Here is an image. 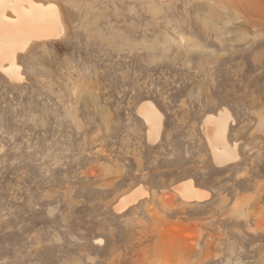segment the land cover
Listing matches in <instances>:
<instances>
[{"label": "rangeland", "instance_id": "rangeland-1", "mask_svg": "<svg viewBox=\"0 0 264 264\" xmlns=\"http://www.w3.org/2000/svg\"><path fill=\"white\" fill-rule=\"evenodd\" d=\"M35 1L61 32L0 70V264H264V0Z\"/></svg>", "mask_w": 264, "mask_h": 264}, {"label": "bare ground", "instance_id": "bare-ground-1", "mask_svg": "<svg viewBox=\"0 0 264 264\" xmlns=\"http://www.w3.org/2000/svg\"><path fill=\"white\" fill-rule=\"evenodd\" d=\"M10 9L9 16L6 9ZM61 32L59 9L54 3L43 4L35 0H0V70L11 78H17L19 65L16 63V49H24L31 40L56 36ZM143 114L151 129L158 134L160 116L153 104L143 105ZM228 114L221 111L218 115H207L204 123L209 146L217 162L233 159L235 150L226 140ZM176 191L186 201H199L206 193L195 187L192 180L176 186ZM138 187L120 198L117 210L126 208L143 195Z\"/></svg>", "mask_w": 264, "mask_h": 264}]
</instances>
